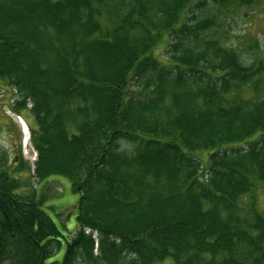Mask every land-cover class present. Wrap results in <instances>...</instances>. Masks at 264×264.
Returning a JSON list of instances; mask_svg holds the SVG:
<instances>
[{
	"label": "trees",
	"instance_id": "1",
	"mask_svg": "<svg viewBox=\"0 0 264 264\" xmlns=\"http://www.w3.org/2000/svg\"><path fill=\"white\" fill-rule=\"evenodd\" d=\"M193 1L0 0V82L37 151L33 174L0 163V264H264V62ZM20 172L70 180L65 244Z\"/></svg>",
	"mask_w": 264,
	"mask_h": 264
},
{
	"label": "rangeland",
	"instance_id": "2",
	"mask_svg": "<svg viewBox=\"0 0 264 264\" xmlns=\"http://www.w3.org/2000/svg\"><path fill=\"white\" fill-rule=\"evenodd\" d=\"M202 1V7L198 16L201 17H214L217 22L220 23V26L217 27V32L222 35V41L226 45L234 47L237 52L241 55L242 62L250 65L255 59H261L264 62V0H254L251 6L249 5H240L236 3H230V6L226 8H220L216 0H200ZM194 4L199 2L198 0L193 1ZM197 10V8H196ZM164 45H161L158 52L164 50ZM166 52L158 54V57L162 60L166 58ZM2 81L0 85V124L3 121L5 116L9 120V114L14 115V111L10 108H6L7 114H4L1 110L2 106L7 105L9 101L13 98L12 90L4 85ZM9 89V90H8ZM8 90V91H5ZM12 93V94H11ZM15 98V97H14ZM31 106H29L30 108ZM29 111L26 109L23 110L22 116L27 122L33 124V118L29 115ZM29 120V121H28ZM18 124L15 123V133L0 132V152H5L9 154L10 160H12V153L10 149L11 140H18V137L25 138L22 136V133L19 131ZM0 129H4L0 126ZM27 138L28 144L24 145L23 139L21 138V153L22 158L30 164L32 167L31 173L33 174V169L37 160V151L35 150L31 136L28 135ZM6 138V140H5ZM20 141V140H19ZM126 147H129L128 144H124ZM199 157L202 159L203 163L206 164L208 158V152L203 151L199 152ZM8 156V155H7ZM29 172H24V177H20V180H28L27 190L29 188H37L42 191L41 194L45 196L46 199L44 208L51 219L54 220L59 232L62 245L65 244V239L69 238L70 235L73 236L77 231V201L78 193L73 191L71 182L69 179L62 176H51V178L41 182L36 179L31 178L33 175ZM23 186L26 184L23 182ZM261 192L258 196L264 197V185L260 187ZM25 189V187H23ZM64 246L57 255V259L60 261L63 257ZM156 264H174L172 260L168 258L165 262L156 263Z\"/></svg>",
	"mask_w": 264,
	"mask_h": 264
},
{
	"label": "flooded vegetation",
	"instance_id": "3",
	"mask_svg": "<svg viewBox=\"0 0 264 264\" xmlns=\"http://www.w3.org/2000/svg\"><path fill=\"white\" fill-rule=\"evenodd\" d=\"M10 108L9 106H2L1 107V110L3 111V113L4 114H7V110H6V108ZM10 110H12L11 108H10ZM12 114H9L8 116H10V118H9V120H6L7 118L4 116L3 117V121L1 122V124H0V126L2 127V128H4L3 130L2 129H0V132H2V133H4V135L7 133V132H11V133H15V126H14V124L16 123L15 122V120H14V118L11 116ZM29 129H30V131H32L31 130V126H29ZM20 131V130H19ZM22 138V137H21ZM21 138L20 137H18V140H14V141H10L11 142V144L12 145H10V149H12L11 150V153H12V160H10L9 159V165H13V166H15L16 168H17V166H19L20 165V160H21V158H22V153H21V147H20V143H21ZM5 140H6V138H5ZM20 140V141H19ZM5 152H0V163L1 162H3L4 161V158H3V154H4ZM6 155H8V157H9V154H6ZM24 159V158H23ZM12 163V164H11ZM19 175H20V177L22 176V177H24V172H20L19 173ZM25 183L27 184V181L25 180ZM25 184V185H26ZM25 187H27V186H25ZM23 188V187H22Z\"/></svg>",
	"mask_w": 264,
	"mask_h": 264
},
{
	"label": "bare ground",
	"instance_id": "4",
	"mask_svg": "<svg viewBox=\"0 0 264 264\" xmlns=\"http://www.w3.org/2000/svg\"><path fill=\"white\" fill-rule=\"evenodd\" d=\"M28 140H27V138H26V142H27Z\"/></svg>",
	"mask_w": 264,
	"mask_h": 264
}]
</instances>
